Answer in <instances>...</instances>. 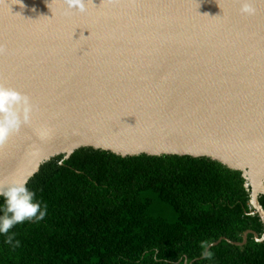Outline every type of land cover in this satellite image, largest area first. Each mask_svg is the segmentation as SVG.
I'll use <instances>...</instances> for the list:
<instances>
[{"label": "water", "instance_id": "water-1", "mask_svg": "<svg viewBox=\"0 0 264 264\" xmlns=\"http://www.w3.org/2000/svg\"><path fill=\"white\" fill-rule=\"evenodd\" d=\"M150 1L160 18L143 8ZM30 3L51 5L40 29L30 27L44 12ZM69 3L79 0H0V84L35 106L30 122L0 144V180L28 181L44 161L83 147L122 157H208L241 171L263 224L261 237L247 230L233 243L250 232L263 241L264 14L257 8L264 3L254 0L255 14L244 15L236 0H202V8L197 0H143L131 4L144 17L131 26L101 9L85 18ZM188 3L194 14L202 9L208 27L179 44L173 12Z\"/></svg>", "mask_w": 264, "mask_h": 264}, {"label": "trees", "instance_id": "trees-1", "mask_svg": "<svg viewBox=\"0 0 264 264\" xmlns=\"http://www.w3.org/2000/svg\"><path fill=\"white\" fill-rule=\"evenodd\" d=\"M27 182L47 214L11 230L19 247L0 235V264H264V240L250 232L233 243L263 234L250 188L211 158L83 147L44 161ZM258 201L264 209V193ZM219 238L201 259L200 243Z\"/></svg>", "mask_w": 264, "mask_h": 264}, {"label": "clouds", "instance_id": "clouds-1", "mask_svg": "<svg viewBox=\"0 0 264 264\" xmlns=\"http://www.w3.org/2000/svg\"><path fill=\"white\" fill-rule=\"evenodd\" d=\"M236 2L241 14H255L254 0H236ZM260 2L264 3V0H260ZM73 7H78L80 11L85 10L83 0H79L78 5L69 3V10ZM34 109L35 106L26 94L0 84V144L18 132L22 124L30 122ZM45 134L43 130L40 132L41 136ZM27 183V180L21 183L0 180V199L3 201V204L0 205V235L4 236L5 243L13 248L19 247L20 242L14 239L15 234L11 230L18 224L39 222L47 214V207L41 205V202L36 199L35 193L27 187ZM200 248L201 259L212 258L213 253L210 251L209 241H202ZM183 264H189L187 257L183 258Z\"/></svg>", "mask_w": 264, "mask_h": 264}, {"label": "bare ground", "instance_id": "bare-ground-1", "mask_svg": "<svg viewBox=\"0 0 264 264\" xmlns=\"http://www.w3.org/2000/svg\"><path fill=\"white\" fill-rule=\"evenodd\" d=\"M40 1L41 0H37ZM56 1L59 0H50V3H54ZM171 1H175V0H171ZM188 1V0H186ZM199 1L200 7H205L207 5V3H202V0H197ZM84 5H85V10L82 11V13L86 12L85 18L90 16H94L96 14H98L97 12H95L93 9H101L102 11L106 10L107 11V18H112L113 16H115L114 18L116 19L117 17H120L122 19H124V23L126 25L131 26L130 23H134L137 24L136 22H141V20L144 18L143 14H142V6L143 8H145V10L151 11L155 17L158 19L162 16V14L160 13V11L156 8V6L154 5V3L150 2H146L144 3L142 6L140 7H136L135 5H131L132 2L137 3L138 5L143 3V0H132L129 1L128 0H83ZM49 4L47 3V6ZM229 5V4H228ZM30 6L32 8V4L30 3ZM51 6V5H50ZM49 7L44 6L43 8H41L40 6H33V8L35 7L37 10L41 9L40 11H43L44 13L40 14V17L38 16L34 22L31 25V29L33 28H41L44 27L45 23L43 24L45 19V14H47V12L45 10H49ZM186 9H184L182 6L178 7V11H174L173 9V13L178 15L177 17V24H178V32H179V36H176L177 39L179 40V44H181L182 39L181 36H185L186 40L188 42L191 43L190 38H189V34L192 32H197L199 34V36H201L202 32L205 31L208 27V23H207V19H205V13L202 14V9H200L199 11L195 12L194 14V10L196 9V5H191V4H186L185 5ZM213 7V6H212ZM217 7V8H216ZM32 8V10H33ZM75 8V7H73ZM72 8V9H73ZM218 5L215 4L214 9H218ZM1 11H4L3 9H1ZM73 11V10H72ZM80 10H76V12H79ZM127 12H129V15L127 14ZM257 14H264V10L261 8V6H258L257 8ZM193 16L194 18H196V23H193ZM89 19H91V17H88ZM190 19V20H186V22H184L183 20L185 19ZM261 18H258V20H260ZM22 20L25 23L30 22V18H22ZM216 29H220L221 25L218 24L215 26ZM39 28V29H40ZM97 28V27H95ZM11 29V28H9ZM8 29V30H9ZM42 34V33H39ZM15 37L17 38H21L22 34L21 33H16ZM232 53L234 52V50H230Z\"/></svg>", "mask_w": 264, "mask_h": 264}]
</instances>
